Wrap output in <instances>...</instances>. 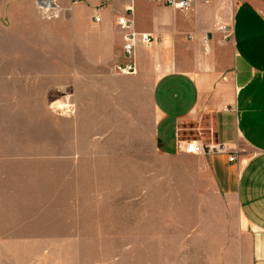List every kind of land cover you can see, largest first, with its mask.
Here are the masks:
<instances>
[{"label": "rangeland", "instance_id": "1", "mask_svg": "<svg viewBox=\"0 0 264 264\" xmlns=\"http://www.w3.org/2000/svg\"><path fill=\"white\" fill-rule=\"evenodd\" d=\"M52 24L0 41V264H214L196 155L160 152L127 96H88L89 66Z\"/></svg>", "mask_w": 264, "mask_h": 264}, {"label": "crops", "instance_id": "2", "mask_svg": "<svg viewBox=\"0 0 264 264\" xmlns=\"http://www.w3.org/2000/svg\"><path fill=\"white\" fill-rule=\"evenodd\" d=\"M39 1L0 0V41L30 23L48 30L55 22L57 37L68 25L72 52L89 66L88 96L100 86L104 96H127L160 152L183 155L182 141L224 144L233 162L229 154L194 157L218 214L200 233L214 246V264H264V0H192L188 11L149 0H46L57 12L50 23L36 12ZM129 6L133 29L154 41L137 46V72L124 75L115 71L125 63L117 19ZM72 68V94L81 96L79 63Z\"/></svg>", "mask_w": 264, "mask_h": 264}, {"label": "built area", "instance_id": "3", "mask_svg": "<svg viewBox=\"0 0 264 264\" xmlns=\"http://www.w3.org/2000/svg\"><path fill=\"white\" fill-rule=\"evenodd\" d=\"M107 1V0H105ZM153 4H157L163 7H169L178 11H188L191 8L192 0H149ZM204 3H208L209 0H203ZM73 3H78V0H74ZM54 5L46 0L39 1V8L42 14L46 15L49 11L54 10ZM129 15H122L117 19V26L123 32V55L125 63L115 66V71L124 75H132L137 72V64L135 61V51L138 45L144 47H150L154 41V37L149 34H139L133 27L134 22L130 15H132V6L127 7ZM130 16V17H129ZM94 21L98 22L99 19L94 17ZM224 30H226L223 27ZM225 38L231 34H227L225 31ZM179 151L188 155H212V154H229V150L224 144L212 143V142H197V141H185L178 144ZM235 156L230 155L228 157L229 162L235 160Z\"/></svg>", "mask_w": 264, "mask_h": 264}]
</instances>
